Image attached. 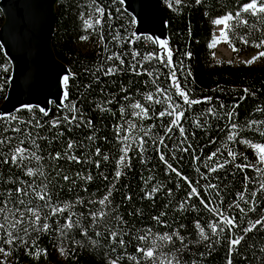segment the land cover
Segmentation results:
<instances>
[{
    "label": "trees",
    "instance_id": "1",
    "mask_svg": "<svg viewBox=\"0 0 264 264\" xmlns=\"http://www.w3.org/2000/svg\"><path fill=\"white\" fill-rule=\"evenodd\" d=\"M249 2L161 0L163 54L120 0L57 1L52 49L69 71L67 98L0 114L12 137L0 145V264H264V162L253 147H264V57H212L215 21L229 16L227 44L264 51V13L242 12ZM11 78L0 42V107ZM17 146L27 152L13 164Z\"/></svg>",
    "mask_w": 264,
    "mask_h": 264
},
{
    "label": "water",
    "instance_id": "2",
    "mask_svg": "<svg viewBox=\"0 0 264 264\" xmlns=\"http://www.w3.org/2000/svg\"><path fill=\"white\" fill-rule=\"evenodd\" d=\"M57 1L0 0L4 18L0 42L12 66L7 98L0 107L2 115L23 107L35 106L47 111L51 104L61 105L62 90L56 84V77L58 74L68 77L69 71L56 59L52 49ZM120 1L146 27L156 26L161 15L166 34L161 0ZM221 25L225 30V25Z\"/></svg>",
    "mask_w": 264,
    "mask_h": 264
},
{
    "label": "snow or ice",
    "instance_id": "3",
    "mask_svg": "<svg viewBox=\"0 0 264 264\" xmlns=\"http://www.w3.org/2000/svg\"><path fill=\"white\" fill-rule=\"evenodd\" d=\"M241 11H242V12H249V13H251V14L254 15V16L257 15V14H259V13H264V0H250L249 3L245 4V5L242 7ZM97 12H100V14L103 15V11H102V9H99V8H98V9H97ZM236 16L239 17V16H240V12H238V13L236 14ZM231 18H232V17H230V16H229V17H225V18L222 19V20H217V21H215V23H216L217 25H219V24H223V23H225L226 20H229V19H231ZM100 22H101L100 20H96V21H95L96 24H99ZM85 24H86L87 27H92V24H91L89 21H85ZM221 34L224 36L225 40H227V34L224 33L223 31L221 32ZM241 39L243 40V38H241ZM243 42H244L245 44L248 43L247 40H243ZM161 43H162V44H165L166 42H163V41H162ZM214 46H215V43H213L212 45H210V47H214ZM261 46H264V40H261V41H260V44L256 45V47H258V48L261 47ZM233 50L235 51V49H233ZM168 57H169V59H168V64H169V66H171V53H170V52L168 53ZM260 57H264V51L259 52L257 56H254V57L252 58V60L246 61L245 63H252V62H254L256 59H259ZM111 71H113V70L110 69L109 72H111ZM172 79H173V81H175V72L172 73ZM67 80H68V77H65V78H64V83H65V84H67ZM176 87H177V93H178L180 96H182V97L184 98V102H185L186 104L191 105V104H194V103H198V101H191V100H189L188 97H187V95H186L183 91L180 90V87H179L178 84L176 85ZM245 91H247V90H245ZM64 95H65V99H66V98H67V92H65ZM148 99H152V97L149 96ZM135 107L139 108V107H141V106H140L139 104H137V105H135ZM41 111H44V109H41ZM46 114H47V113L45 112V115H46ZM161 115H164V113H161ZM229 115H231V113H229ZM11 119L14 120V119H16V117H15V116H12ZM73 119H75V117H73ZM179 119H180V117L177 116L176 119H174V120L172 121V123H173V124H178V123H179ZM89 123H90V122H89ZM233 127H235V126H233ZM5 131H7V129H6ZM12 131H19V129H12ZM180 131H181V135H183V134H184V129L181 128ZM11 139H12V137H6V136H4L3 132H0V145L9 142ZM21 143H23V141H21ZM161 143H163V141H161ZM253 147H254V148L258 151V153H259V160H260V162H264V147H262V146H260V145H253ZM68 148H69V149H72V148H73V144L69 143V144H68ZM26 152H27V149L22 148V147H20V146H17V147L15 148V150H14L13 155L11 156V162H12L13 164H18V163L22 162V161L24 160V158H25V153H26ZM230 154H231V153H230ZM213 155H215V154H213ZM56 158L59 159V154H57V157H56ZM209 158L211 159V157H209ZM70 159H72V160H76V162H79L75 156L70 157ZM161 159L163 160L164 157L161 156ZM4 163H8V160L5 159V160H4ZM169 167H171V165H169ZM221 167H222V166H221ZM214 170H215V169H213V171H214ZM173 171H175V169H173ZM33 174H34V173H33L31 170H29L28 175H33ZM117 176H119V173H117ZM89 178H90V177H89ZM64 179L67 180V179H69V177H68V176H65ZM261 187L264 188V185H261ZM16 191L19 193V192H21L22 190L19 189V188H17ZM192 191H193V194H196V189H195V188H193ZM40 198H41V199H44L43 196L40 197ZM241 198H243V197H241ZM106 199H107V197H105V200H106ZM100 203L103 204V203H104V200L100 201ZM0 211H3V209H0ZM29 211H31L32 214H33L34 216H36V219H37V220H40V216L38 215L37 212L33 211L32 209H29ZM63 211H64V209H53V212H54V213H55V212H63ZM225 223H227V224H232L233 222H232V220H230V219H228V218H225ZM256 223L259 224L260 221H257ZM0 227H2V225H0ZM65 227H72V225H71V224H67V225H65ZM253 227H255V225H253ZM43 228H44L45 230H47V229L49 228V225H48V224H44V225H43ZM251 230H252V229L249 228V229H246L245 231L247 232V231H251ZM213 231H215V227H213ZM113 235H115V234H113ZM201 235L203 236V230H201ZM164 238H165V239H170V237H164ZM205 238H206V237H205ZM241 240H243V237H239V238H237V239L232 240V241H231V248H235V246L238 245V244L241 242ZM145 255H146L147 257H152V256H153V252H152V251H147V252L145 253ZM113 264H115V262H113ZM228 264H232V261L229 260Z\"/></svg>",
    "mask_w": 264,
    "mask_h": 264
},
{
    "label": "rangeland",
    "instance_id": "4",
    "mask_svg": "<svg viewBox=\"0 0 264 264\" xmlns=\"http://www.w3.org/2000/svg\"><path fill=\"white\" fill-rule=\"evenodd\" d=\"M161 17H162L161 15L160 17H158V22H156V26L152 28L146 27L140 22V20L133 17V26H134L135 31L142 32V33L144 32L146 35L150 36L157 44L158 50L164 54L166 53V50H167L166 43L162 44L161 42L162 41L166 42V34H165V24L163 23V20H162L163 18ZM222 31L224 32L223 25L219 24L217 27H215L214 35L217 41V45L215 47V51L212 56L214 62L225 61V62H229L231 64L236 65V64L245 63L246 61L252 60L254 56L258 55L259 52L253 53L250 55L237 54L233 50V48L229 46L227 42L224 40V36L221 34ZM260 59H262V57H260L259 59H256L254 62L250 64L257 63L260 61ZM65 77L66 75L64 76V78ZM65 85L66 84L64 83V89L62 92V96L60 98V103L63 102V97L65 94Z\"/></svg>",
    "mask_w": 264,
    "mask_h": 264
},
{
    "label": "bare ground",
    "instance_id": "5",
    "mask_svg": "<svg viewBox=\"0 0 264 264\" xmlns=\"http://www.w3.org/2000/svg\"><path fill=\"white\" fill-rule=\"evenodd\" d=\"M56 84H58V87L61 88V90L63 92V89H64V76H61L60 74H58L57 77H56Z\"/></svg>",
    "mask_w": 264,
    "mask_h": 264
}]
</instances>
